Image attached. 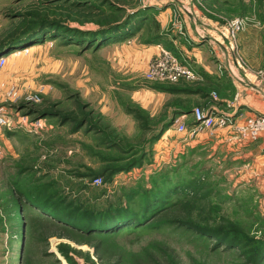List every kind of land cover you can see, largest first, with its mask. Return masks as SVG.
<instances>
[{"label":"rangeland","instance_id":"rangeland-1","mask_svg":"<svg viewBox=\"0 0 264 264\" xmlns=\"http://www.w3.org/2000/svg\"><path fill=\"white\" fill-rule=\"evenodd\" d=\"M1 61L0 264H264V0H0Z\"/></svg>","mask_w":264,"mask_h":264},{"label":"built area","instance_id":"built-area-1","mask_svg":"<svg viewBox=\"0 0 264 264\" xmlns=\"http://www.w3.org/2000/svg\"><path fill=\"white\" fill-rule=\"evenodd\" d=\"M246 1H252V0H246ZM234 23H237L236 21ZM234 25V24H233ZM238 28V26H237ZM174 60H171L172 62ZM3 63L1 61L0 65ZM259 74L261 76H264V67L259 71ZM153 75L156 76H163L169 79H175V69L173 67V63H169L168 65H161L160 63H156L153 68ZM192 76L191 74L188 75V77ZM203 112L200 111L198 108H194L191 111V115L195 118L201 116ZM201 117H199L200 119ZM204 120V118L200 119ZM199 120V121H200ZM197 121V122H199ZM210 119L204 121L205 125L209 124ZM8 124V116L6 113L0 110V132L2 129ZM177 129H182L183 126L181 123L177 124ZM264 134V114L258 116L256 119H251L249 122L241 128L240 130V136L246 139L256 140L260 135Z\"/></svg>","mask_w":264,"mask_h":264},{"label":"crops","instance_id":"crops-1","mask_svg":"<svg viewBox=\"0 0 264 264\" xmlns=\"http://www.w3.org/2000/svg\"><path fill=\"white\" fill-rule=\"evenodd\" d=\"M185 118V116L183 117ZM258 142L260 143L259 145V148L263 151L264 150V135H262L259 139H258Z\"/></svg>","mask_w":264,"mask_h":264},{"label":"bare ground","instance_id":"bare-ground-1","mask_svg":"<svg viewBox=\"0 0 264 264\" xmlns=\"http://www.w3.org/2000/svg\"><path fill=\"white\" fill-rule=\"evenodd\" d=\"M16 53H18V52H15V54H16ZM16 55H17V54H16ZM183 116H185V117H186V116H187V114H184ZM180 118H181V117H180ZM203 123H205V122H203ZM203 125H205V124H203Z\"/></svg>","mask_w":264,"mask_h":264},{"label":"water","instance_id":"water-1","mask_svg":"<svg viewBox=\"0 0 264 264\" xmlns=\"http://www.w3.org/2000/svg\"><path fill=\"white\" fill-rule=\"evenodd\" d=\"M200 119H202V118H200ZM200 119H198L197 121H199Z\"/></svg>","mask_w":264,"mask_h":264},{"label":"trees","instance_id":"trees-1","mask_svg":"<svg viewBox=\"0 0 264 264\" xmlns=\"http://www.w3.org/2000/svg\"><path fill=\"white\" fill-rule=\"evenodd\" d=\"M143 19V18H142Z\"/></svg>","mask_w":264,"mask_h":264}]
</instances>
